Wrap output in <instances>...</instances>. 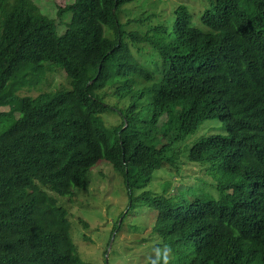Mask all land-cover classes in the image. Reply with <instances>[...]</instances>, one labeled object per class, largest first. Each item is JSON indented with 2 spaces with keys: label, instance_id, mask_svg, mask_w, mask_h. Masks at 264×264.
Instances as JSON below:
<instances>
[{
  "label": "trees",
  "instance_id": "1",
  "mask_svg": "<svg viewBox=\"0 0 264 264\" xmlns=\"http://www.w3.org/2000/svg\"><path fill=\"white\" fill-rule=\"evenodd\" d=\"M65 1L61 33L32 0H0V264H93L59 199L107 176L129 203L108 213L103 264L163 244L171 264H264V0H208L198 17L149 0L137 18V0ZM54 66L67 87L20 94ZM104 97L130 101L119 122ZM209 120L223 132L200 135Z\"/></svg>",
  "mask_w": 264,
  "mask_h": 264
},
{
  "label": "rangeland",
  "instance_id": "2",
  "mask_svg": "<svg viewBox=\"0 0 264 264\" xmlns=\"http://www.w3.org/2000/svg\"><path fill=\"white\" fill-rule=\"evenodd\" d=\"M40 10L48 15L49 17L55 19L56 23H58V29L63 33L65 29L64 24H59L60 17L57 15V8L61 3H64L65 0H32ZM157 2V7L155 11H168L172 10L175 6H177L182 1H187L191 5V9L195 12L196 17H198V11L205 8L204 2L207 3L208 0H155ZM66 2V1H65ZM149 0H137L134 4L128 6V11L133 12L132 18H137L140 16L139 11L144 8L148 4ZM150 8V7H149ZM137 12V13H136ZM166 16L162 18L165 19ZM152 23H156L157 20L152 19ZM64 23V22H63ZM128 27V26H127ZM149 29V26L147 27ZM66 30V29H65ZM131 42V41H130ZM52 69H47L46 73L41 77L30 76L32 79V84L30 86H25L20 94L22 95H31L36 96L41 92H45L49 90L51 87L55 86H68L65 75L62 71L56 69L59 67L54 66ZM60 69V68H59ZM146 70H153L152 67H148ZM158 79V78H157ZM142 81L137 87H144L146 90L153 83V81L147 82L145 79ZM52 91V90H50ZM145 96H148V92L146 91ZM103 102L106 103L109 107L114 108L116 111H107L104 113V118H106V124H110L111 121L114 123L119 122V118H121V113L117 109L127 108L130 104L129 100H119L117 97H104ZM8 107H0V112L8 111ZM16 115H18L16 113ZM8 124L5 125V127ZM222 124L218 120H209L201 125L199 130V134L202 135L204 133H222ZM195 137L192 136V139ZM213 164L209 162V165ZM195 168V167H193ZM101 169L103 173L106 170L111 172L110 163H100L99 167L95 169L98 171ZM94 171V169H93ZM201 178V186L200 188H205L213 185H217L221 179L219 175H215L213 172L203 173L199 175ZM124 187V186H123ZM122 189V187H120ZM248 191V188H246ZM118 191L124 193L123 190L119 189L118 182L113 183L112 180L107 176L105 183L99 184L96 179L92 180L85 190H74L72 198L68 196V198L59 199V203L63 205V201L67 203V208L70 211L68 214V218L72 223L71 213L74 214L75 219L81 217V220H77V227L73 228L72 235L74 240L77 242L78 251L81 257L84 260L90 261L93 264H103L105 261V255L103 254L104 248L107 247L109 240V230L107 229V223H113L112 215H108V213L116 214V205H121L126 202L129 203L128 197L124 194L125 198H123ZM112 193V195L109 194ZM63 198V197H62ZM63 200V201H62ZM119 207V210L121 209ZM129 207V205H128ZM118 210V211H119ZM91 215V217L89 216ZM136 219V217H135ZM148 221V219H147ZM146 221V222H147ZM105 224V227L103 226ZM75 230V231H74ZM125 237L123 233L121 237L118 238V246L123 244L121 241ZM114 242V240H112ZM115 244V243H114ZM124 244L127 242L124 240ZM113 245V244H112ZM141 247L136 249V252L139 253ZM123 248V247H119ZM108 264H125L119 260L118 255L112 256L109 259L107 258Z\"/></svg>",
  "mask_w": 264,
  "mask_h": 264
},
{
  "label": "clouds",
  "instance_id": "3",
  "mask_svg": "<svg viewBox=\"0 0 264 264\" xmlns=\"http://www.w3.org/2000/svg\"><path fill=\"white\" fill-rule=\"evenodd\" d=\"M220 182L217 185L205 187L203 190H211L215 196H217V186ZM173 257L174 251L170 245H156L152 248L151 253L145 258V264H171Z\"/></svg>",
  "mask_w": 264,
  "mask_h": 264
}]
</instances>
